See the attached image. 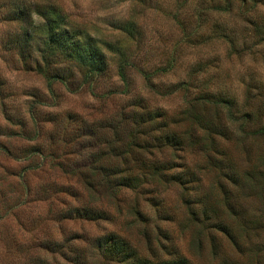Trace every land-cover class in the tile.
<instances>
[{
  "label": "rangeland",
  "instance_id": "374dc122",
  "mask_svg": "<svg viewBox=\"0 0 264 264\" xmlns=\"http://www.w3.org/2000/svg\"><path fill=\"white\" fill-rule=\"evenodd\" d=\"M54 1L111 39L132 13V0ZM149 1L127 85L110 61L88 78L60 64L49 86L6 50L0 11V264H264V42L213 15L188 43L194 6ZM198 97L220 125L209 133L190 119Z\"/></svg>",
  "mask_w": 264,
  "mask_h": 264
},
{
  "label": "trees",
  "instance_id": "16d2710c",
  "mask_svg": "<svg viewBox=\"0 0 264 264\" xmlns=\"http://www.w3.org/2000/svg\"><path fill=\"white\" fill-rule=\"evenodd\" d=\"M149 4V0H132V13L124 22L121 21L119 26L113 28L118 30L119 39H111L110 35L105 36L99 30L94 32V30H89L85 25L77 22L65 8L54 0H44L43 2L7 0L0 4V11L5 12L4 20L14 28L7 35L6 50L15 56L18 55L19 60L26 67H32L30 70L44 76L49 81V86H52L54 81L63 80L64 71L60 68V64L66 65L75 62L83 67L84 76L88 78L91 74L96 76L102 72L110 61L116 63L117 74L120 80L127 85V71L137 66L129 57L130 55H127L126 47L134 44L139 46L141 34L143 35L139 21L141 10L144 11L150 6ZM188 4L195 8L196 21L195 28L187 35L188 40L186 41L188 43L195 44L191 42L195 40L196 44L199 45L198 40L203 32V19L207 16L213 17V15L217 17V22L221 18L225 20L227 16L243 18L244 22L252 27V33H254L252 37L264 42V8L261 6L264 5V1L184 0L181 7ZM222 25L223 30H225L223 41L229 46H236L239 43L238 40L232 34H228L229 27L227 25ZM202 101L205 104L210 102L207 98L198 97L188 103L190 119L196 125H193L194 132L209 131L220 127V125H216L212 128V122L196 112V106L201 105ZM215 106L232 109L235 105L231 100L223 98ZM253 135L255 137L263 136L264 129L255 131ZM119 174L115 177H119ZM128 179L130 180V178ZM128 182L123 180L117 186L128 187ZM83 217L89 216L83 215ZM111 248L121 259L130 260V247L124 243H120V245L113 243Z\"/></svg>",
  "mask_w": 264,
  "mask_h": 264
}]
</instances>
